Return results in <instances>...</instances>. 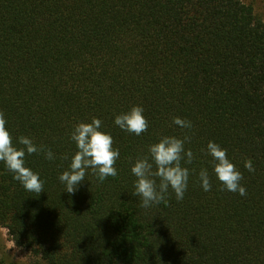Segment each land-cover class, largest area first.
Returning <instances> with one entry per match:
<instances>
[{
    "label": "trees",
    "instance_id": "1",
    "mask_svg": "<svg viewBox=\"0 0 264 264\" xmlns=\"http://www.w3.org/2000/svg\"><path fill=\"white\" fill-rule=\"evenodd\" d=\"M135 105L149 125L139 136L114 123ZM0 112L17 147L27 136L56 156L25 158L39 195L0 162V226L37 264H264V21L251 4L0 0ZM93 117L119 150L117 175L101 183L89 169L72 195L58 177L77 150L74 125ZM186 132L183 200L170 189L167 204L142 208L132 164L161 136ZM209 141L226 149L246 196L221 190L201 151Z\"/></svg>",
    "mask_w": 264,
    "mask_h": 264
},
{
    "label": "clouds",
    "instance_id": "2",
    "mask_svg": "<svg viewBox=\"0 0 264 264\" xmlns=\"http://www.w3.org/2000/svg\"><path fill=\"white\" fill-rule=\"evenodd\" d=\"M143 113L142 106H132L127 112L116 115L114 123L120 129L139 136L149 126ZM172 123L183 130L190 131L193 127L191 121L178 116L173 117ZM101 128L102 121L96 117L90 122L81 121L74 125L70 139L77 150L71 155L68 169L58 177L67 193L75 194L89 169L101 183L106 178L117 175L115 164L120 155L119 150L113 148L112 136ZM190 141L191 137L187 132L182 138L161 136L157 142L148 146L146 155L136 158L131 166V173L135 177L132 195L139 197L142 208L148 209L161 202L167 204L170 189L177 201L183 200L190 175L188 167L184 165L191 164L194 160V153L185 148V144ZM17 144L20 147L13 143V137L6 128L4 114L0 112V162L4 163L13 174V179L26 191L39 195L44 191L43 181L38 173L25 165V158L32 154H43L45 159L51 161L56 156L51 149L35 144L27 136L18 137ZM201 151L212 158L210 163L216 179L222 185L221 190L238 193L240 196L247 195L245 187L241 185L243 176L229 160L226 149L209 141ZM62 159L68 160L69 156L65 154ZM244 166L249 172L255 170L251 159L246 160ZM198 179L204 191L211 190V178L207 169L200 170Z\"/></svg>",
    "mask_w": 264,
    "mask_h": 264
},
{
    "label": "rangeland",
    "instance_id": "3",
    "mask_svg": "<svg viewBox=\"0 0 264 264\" xmlns=\"http://www.w3.org/2000/svg\"><path fill=\"white\" fill-rule=\"evenodd\" d=\"M251 4L257 18L264 21V0H242ZM0 258H4L8 264H37L31 254L11 241L7 230L0 226Z\"/></svg>",
    "mask_w": 264,
    "mask_h": 264
}]
</instances>
